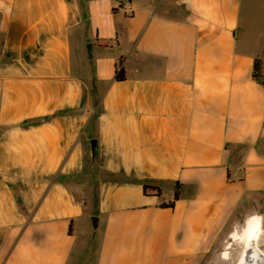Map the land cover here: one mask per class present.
<instances>
[{
	"label": "crops",
	"instance_id": "1",
	"mask_svg": "<svg viewBox=\"0 0 264 264\" xmlns=\"http://www.w3.org/2000/svg\"><path fill=\"white\" fill-rule=\"evenodd\" d=\"M262 48L264 0H0V264H71L91 216L94 264H209L264 223Z\"/></svg>",
	"mask_w": 264,
	"mask_h": 264
},
{
	"label": "rangeland",
	"instance_id": "2",
	"mask_svg": "<svg viewBox=\"0 0 264 264\" xmlns=\"http://www.w3.org/2000/svg\"><path fill=\"white\" fill-rule=\"evenodd\" d=\"M262 46L263 44L261 45V47ZM261 51L264 54V48H262ZM78 64H79L78 72L82 77H84L85 83L87 85L86 101L90 109L93 111V113H95V111L97 110L98 100L100 97L99 91L96 89L95 86L94 87L92 86V83H91L92 79L90 77V68L86 63L85 57L80 59ZM87 173L84 172V174L78 175L77 181L73 182V184H70V188L87 206H90L93 203H95V200H94L95 199V190H94L95 184L93 183L96 182V178L101 172L99 169L93 168L87 171ZM159 185L162 187V183H160ZM256 220L260 224V231L258 232L255 245L260 250L259 245H258L259 237H260V233L264 229L262 214H260V216L257 217ZM86 228H87L88 234H86L85 237L84 235L82 236V238L85 239L86 241L84 242V245L80 248L78 255L72 258L71 264H94L95 263V258H96V253H97V244H96V241L94 240L95 238L93 240L90 239V236L94 228L92 225H89V227H86ZM97 229H96V233H97ZM238 229L239 230H237V232H240L242 230V227ZM237 232L234 233L232 237L226 238L222 247L220 248V252L221 251L222 252L221 253L218 252L217 257L214 256L215 258H212V262L209 264H237L241 256V253L244 249L245 242H246L244 238L245 237L244 233H243L242 238L240 239V237H238L239 234L237 235ZM80 240L81 238L79 236L78 241L80 242Z\"/></svg>",
	"mask_w": 264,
	"mask_h": 264
},
{
	"label": "water",
	"instance_id": "3",
	"mask_svg": "<svg viewBox=\"0 0 264 264\" xmlns=\"http://www.w3.org/2000/svg\"><path fill=\"white\" fill-rule=\"evenodd\" d=\"M87 54L90 58L91 56V44H87ZM90 145V158L93 160L95 157V147H96V140L91 139L89 142ZM91 225L93 226L94 230L90 236V239L93 240L95 238L96 229L98 227V217L91 216ZM257 226L256 229H251L249 234H245V246L241 253V256L237 262V264H264V254L256 247L255 241L260 231V224L259 222L252 224V226Z\"/></svg>",
	"mask_w": 264,
	"mask_h": 264
},
{
	"label": "trees",
	"instance_id": "4",
	"mask_svg": "<svg viewBox=\"0 0 264 264\" xmlns=\"http://www.w3.org/2000/svg\"><path fill=\"white\" fill-rule=\"evenodd\" d=\"M121 61L119 60L118 69L116 70L115 80L122 81L125 78L124 70L122 67H119ZM260 69H261V62L260 59H256L254 62V78L260 77ZM97 118V114H94L91 118V122L93 123ZM111 176V175H108ZM112 177V176H111ZM161 182H157L155 180H146L142 183L143 193L145 195H154L160 197L162 195V187L159 185ZM173 196L172 199L169 201H161V207H173L176 200L180 197V187L181 184L179 182H174L173 184Z\"/></svg>",
	"mask_w": 264,
	"mask_h": 264
},
{
	"label": "bare ground",
	"instance_id": "5",
	"mask_svg": "<svg viewBox=\"0 0 264 264\" xmlns=\"http://www.w3.org/2000/svg\"><path fill=\"white\" fill-rule=\"evenodd\" d=\"M256 227H257L256 225L255 226H252L251 224H247L246 225V228H245V231H244V235L246 233L249 234L250 230L253 229V228L256 229Z\"/></svg>",
	"mask_w": 264,
	"mask_h": 264
}]
</instances>
